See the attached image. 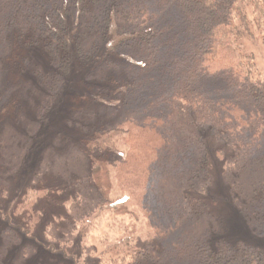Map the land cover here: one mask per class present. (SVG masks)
<instances>
[{
    "label": "trees",
    "instance_id": "obj_1",
    "mask_svg": "<svg viewBox=\"0 0 264 264\" xmlns=\"http://www.w3.org/2000/svg\"><path fill=\"white\" fill-rule=\"evenodd\" d=\"M19 45L26 49L25 66L20 63L15 82L10 80L7 99L18 105L9 91H19L26 70L47 96L45 102L32 96L34 112L18 117L26 127L21 143L33 145L43 125L55 124L57 116L51 119L49 113L59 106L58 92L69 95L81 89L69 76L75 64L83 66L76 78L94 82L92 92L81 91L82 100L91 104L71 114L96 111L99 117L109 108L117 115L112 122L99 117L98 125H89L81 140L94 158L105 160L114 184L113 198L102 200L97 213L125 205L132 227L115 239L106 234L86 253L94 217L81 221L85 210L74 212L73 205L82 206V201L75 202L76 183L70 191L73 186L59 172L40 178L36 165L20 191V169L14 170L11 157L21 148L14 137L8 140L13 134L5 133L0 122V150L7 159L4 163L0 158V176L19 180L11 184L0 178V193L11 203L0 212V235L7 249L0 264L19 259L28 264L37 253L24 242L31 236L50 242L41 241L43 246H59L74 264L93 252L97 255L90 264H264V243L198 237L195 227L205 206L224 199L232 201L254 237L264 239V178H259L264 177V0H0L2 64ZM35 48L41 51L39 63L46 66L34 62ZM225 94L231 102L223 101ZM4 106L1 111L9 108ZM238 121L243 123L237 126ZM63 123L83 128L79 120ZM212 128L216 130L210 133ZM227 130L235 131L232 135L240 141L237 155L261 164L256 165L259 177L250 180L246 197L227 188L226 163L221 161L219 167L220 184L212 171L208 139L229 141ZM49 136L43 134L40 147L52 140ZM6 140L14 147L6 146ZM41 183L47 186L46 203L31 206L26 196ZM124 188L129 193L121 194ZM136 204L144 211L142 218ZM55 216L67 220V227L53 233L56 240L51 241Z\"/></svg>",
    "mask_w": 264,
    "mask_h": 264
},
{
    "label": "rangeland",
    "instance_id": "obj_2",
    "mask_svg": "<svg viewBox=\"0 0 264 264\" xmlns=\"http://www.w3.org/2000/svg\"><path fill=\"white\" fill-rule=\"evenodd\" d=\"M24 48L19 45L15 48L14 54L11 53L12 55L8 59V61L6 60V62H3V64L0 61V122L3 123V130H6L5 133L9 134V136H11L10 134H13L8 138V140H11L14 137L18 141L17 147L21 148L20 154L13 155L11 154V152L9 154V157L13 155L11 157V160L15 162L14 170L16 168L20 169L21 180L19 183L18 179L12 178L11 176H7L5 174H2L0 178L2 183H6L7 181H9L11 184L14 182H17L16 184L19 183L18 185L20 186L21 191L28 184L27 178L35 173L32 171L33 167L39 165L40 173H37V175L40 176V178L44 174H47L45 175V178L47 179L50 176L48 174L59 172V174L64 176L66 184L73 186L71 189H69L70 191H73L74 183H76L75 190L78 191L77 196L80 199L77 198L75 202L76 204H81L82 201L83 207L80 206V208L77 209V206L72 204V207H76L73 209L74 212L81 211L80 209L86 211L82 212L81 215L84 216L80 218L81 221H85V219L89 217V215L94 217L93 225L91 226V232L89 234V239L85 242L84 246L86 253H91L94 246L97 245V241H99L100 238L105 237L106 234V236H108L110 239H115L123 232L128 231V227H132V222L127 215L130 209L125 207V205L123 206V208H118L115 211L111 210V208L105 207L99 212V214L97 213V210L99 209L97 207L98 205H100V202L102 200L104 201L107 198H113L115 192L113 187L114 184L112 176H110L108 169L104 168L105 160H97L96 158H94L81 143L83 137L88 133L89 125H98V122L100 121L99 117H103L106 119V121L108 119V121L112 122L113 120H115L117 115L111 113L109 108L102 109V116L99 117V113L96 111L87 114L84 110L77 116L71 114L72 109L82 108L83 110L86 106L91 104V100H82L83 93H81V91L92 92L94 89L93 87H91L94 83L92 80L83 81L76 78L78 77V73L80 74L81 71H83L84 67L75 64L69 77H71L70 80H73L75 78L77 80V86L81 87V89L75 90V92L69 91V95L66 94L67 91L65 93L63 91L58 92V97L60 98V100L57 104H59V106L56 109V105L52 107L49 113L50 118L54 115V117H52L51 119H54L57 116V119H54L55 124L54 122H52L51 125H43L38 137L39 141H36L33 145H23L21 141H23V138L25 137L24 134L26 133V127H22V120L18 117L20 116V114H22L23 116L27 115L28 111H30V114L34 112L31 103L33 97L34 99L37 97L38 102H42V98H44V102L45 98L47 99L46 89H43L37 83V79H34L32 73L30 74V79L27 70L23 73L22 79H20L19 84H21V86L18 87L19 91L12 90V88V91H9L12 96L18 98V105L14 106V102H10V100L13 98L10 97L7 99L6 95L8 93L7 90L9 83H13L10 82V80L14 81L13 76L15 75V72L19 73L20 63L25 66L23 56L24 53H26V49ZM32 52L34 54V62L38 65V67L41 68L42 65H45V63H43L42 65L39 63L41 60V51L38 52V49L35 48ZM261 56L263 57L264 63V51H262ZM11 58H13V60H11ZM0 60H5L4 55L0 54ZM6 72H9V75L7 74V77ZM113 77L114 75L110 76L109 80H113ZM17 78H19V74L17 75ZM104 85H106V83ZM15 91L17 93L13 95L12 93H14ZM111 93L113 94V92ZM222 96L223 101H226L227 103L232 101V99H230L228 95L225 94ZM4 98L5 100H3ZM46 101L48 102V100ZM70 102L72 104H70ZM3 105H5L4 107L9 106V108L1 111V107ZM20 106H22V109L26 110L21 111L20 113ZM240 106H242V104ZM18 112L19 115L16 116V113ZM224 112V114H227V117H229L228 112ZM64 119H67L70 122L79 120V125L82 124L83 128H81V126H77V128H75L73 127V124H71V126L65 125L63 123ZM17 122L20 123L17 124ZM241 123H243V121H238L236 124L238 126V124ZM18 128H20L21 131L15 133ZM215 130V128H212L210 130V133L214 132ZM58 131H60V135L56 134ZM46 132H48V134H52V137H48V140H52L45 143L43 147H40L42 144V136L43 134H46ZM203 132H206V130H203ZM227 132H229L231 135V137H229V141H224V138L217 139L211 137L208 139L209 146L211 147L210 150L213 156L212 163L214 162L212 171H214L215 173L216 183L220 184L218 181L219 179H217L219 167L222 165L221 161L226 163L227 169L225 172L226 174L224 176V181L227 185V188L231 189V191L236 196L238 195L239 197H246L252 189L250 180L253 178L255 180L259 177L257 166L261 164H255L253 163V161H247L244 157L243 159L242 156L237 155V153H240V149L237 150L240 147V141H238L235 135H232L235 131L227 130ZM66 137H71V141H68ZM242 141H245V139H243ZM1 143H3L2 139L0 140V144ZM87 144H91V142L88 141ZM6 146L11 148L14 147V145L9 143L7 140ZM9 149L7 148V151H10ZM4 157L5 156L3 155L1 149L0 158L3 159ZM6 161L4 158L3 162L5 163ZM262 162L264 163V161ZM250 163L253 164L250 165ZM259 178L264 177L261 176ZM216 187L217 185L215 184L214 188L217 189ZM47 192L48 190L46 184L41 183L37 191H35L34 193H30V197L26 196V198L31 201V206L35 205L36 207H39L40 205L46 203ZM120 192L121 194L129 193L125 188L122 191L120 190ZM206 192H208V190H206ZM2 195L0 193V212L2 211L5 213L11 203L8 202L10 198L2 197ZM44 198L45 200H43ZM210 204L211 206H205V211L199 217L197 224H195L198 237L206 235L209 238L218 237L225 242H234L236 240H239L247 243H264V239L255 238L254 236L256 235L254 234L253 229L244 224V219L242 218L240 213H238V210L233 207L232 201L227 204L223 199L222 202L217 201L214 204ZM134 209L138 212L137 216L141 217V215H144V211L137 204ZM57 210L58 209H55V211L52 210V214L55 215L57 213ZM55 218V224L51 225L53 226L51 227L50 231V235L52 237L50 239L51 241L56 240L53 233L57 235V233L63 232L67 227V220L64 221L63 219L57 218L56 216ZM45 220L46 217L44 218V222ZM4 224L5 222L2 226H4ZM4 239L5 237L0 235V257L7 256L2 254L7 250L3 241ZM201 239H204V237ZM41 241H43L42 243L45 242L47 244H50V242L45 238L39 241L37 239L32 240V236L30 238H25L24 242L26 243V245H30L33 249V252L34 250H37V253H34L32 255V259L28 264H74L69 261L70 259H67V256L64 255V252L62 250H59V246L55 247L54 244H52L51 246H43L40 243ZM20 252L16 254L15 260L19 259ZM96 255L97 253L93 252L91 256H82L78 263L90 264L92 259H95ZM1 259L3 258H0V260ZM14 264H22V259H19L17 262L15 261Z\"/></svg>",
    "mask_w": 264,
    "mask_h": 264
}]
</instances>
